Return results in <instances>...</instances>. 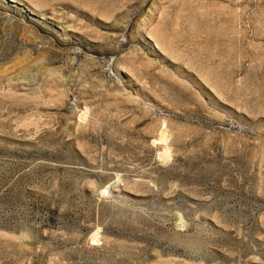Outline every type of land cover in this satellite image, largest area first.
<instances>
[{"label": "rangeland", "instance_id": "374dc122", "mask_svg": "<svg viewBox=\"0 0 264 264\" xmlns=\"http://www.w3.org/2000/svg\"><path fill=\"white\" fill-rule=\"evenodd\" d=\"M0 264H264V0H0Z\"/></svg>", "mask_w": 264, "mask_h": 264}]
</instances>
